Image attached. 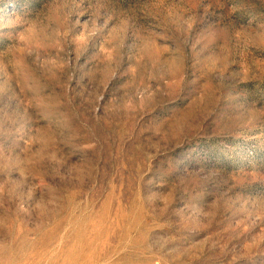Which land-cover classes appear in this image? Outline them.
I'll return each instance as SVG.
<instances>
[{"label": "rangeland", "instance_id": "1", "mask_svg": "<svg viewBox=\"0 0 264 264\" xmlns=\"http://www.w3.org/2000/svg\"><path fill=\"white\" fill-rule=\"evenodd\" d=\"M0 264H264V0H0Z\"/></svg>", "mask_w": 264, "mask_h": 264}]
</instances>
